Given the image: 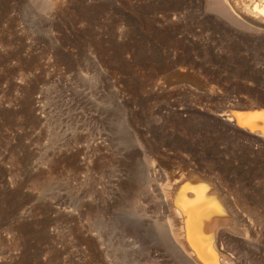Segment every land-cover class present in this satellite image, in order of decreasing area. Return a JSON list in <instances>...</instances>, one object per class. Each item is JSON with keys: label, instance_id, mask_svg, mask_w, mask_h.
Listing matches in <instances>:
<instances>
[{"label": "rangeland", "instance_id": "obj_1", "mask_svg": "<svg viewBox=\"0 0 264 264\" xmlns=\"http://www.w3.org/2000/svg\"><path fill=\"white\" fill-rule=\"evenodd\" d=\"M214 1L0 0V264H120L102 226L127 168L152 162L167 192L192 172L218 182L250 220L226 243L233 264H264V140L214 114L264 108V24L226 0L233 26ZM217 122L256 153L221 152ZM167 212L176 233L168 198Z\"/></svg>", "mask_w": 264, "mask_h": 264}, {"label": "bare ground", "instance_id": "obj_2", "mask_svg": "<svg viewBox=\"0 0 264 264\" xmlns=\"http://www.w3.org/2000/svg\"><path fill=\"white\" fill-rule=\"evenodd\" d=\"M239 4L243 14L264 24V13L260 11V10H264V0H239ZM211 8H212V12L215 11L216 14L218 13L219 15H221V17L226 18V21L229 20L232 23V25L233 23L234 24L236 23L235 20L238 21L237 23H239L240 21L241 17H239L234 12L233 8L228 4L226 0L223 1L215 0ZM235 26L237 25L235 24ZM242 26L241 24L240 26L238 25V27H242ZM250 27L248 29H250ZM235 115L237 116L238 119L237 122L238 127L240 126L241 129L243 130L245 129L249 132H252V134L253 133L261 134L264 140V110L258 109L255 112L250 113L249 115L242 113H237ZM91 120L92 122L94 121L93 117L91 118ZM114 121L115 120H113V122ZM110 131H113V129ZM121 133L123 134L122 131ZM115 134L116 133H114V135ZM129 135L131 136L130 133ZM107 136L108 135L106 134V137ZM129 139L131 138L129 137ZM107 150L110 149L108 148ZM93 151L95 150L93 149ZM92 154L90 157H92ZM112 155L114 156V154ZM89 162L90 164L92 163L91 161ZM136 165L137 164L133 166L131 164V166L127 168L126 171L128 174L127 173L126 174L128 175V180L126 181V183H121V182L118 183V178L121 173L119 165H117V167L114 168L113 171L108 173L109 180L106 182L108 188L111 187V185H113V183L115 184L116 182L118 183L116 184L117 187L121 188L123 193L125 192L124 193L125 195H123L120 198V203L122 204L118 202L112 214L109 212L111 205L109 204L107 205V203L105 204V210L107 211V213L109 212L111 214L110 216L108 215L109 218L107 222L103 223L105 225L102 226V230L99 227L100 228L99 230H101L100 233L101 241L105 246V249H108V251L109 249L111 250L113 248L112 246L113 242L116 245L118 244V246L120 245V248L122 246L123 249L118 251V253L120 254L119 258H122L120 264L122 263L128 264L126 259L127 258L129 259V257L130 258L132 257L133 259H137V261L135 260L137 262L136 264H167V260H168L167 253L172 255L182 264H233L232 256L228 254L227 251L228 247L226 246V243L231 240L232 236L238 234L237 231L239 230L238 225L240 220L241 222H243V224H245L246 222L250 223V220L247 218V215L245 217L244 216L245 214L241 213V210L239 209L241 208L240 204L236 200H232L231 198H229L218 182H215L213 179H209L208 177H205L199 173H193V172L190 173L189 176L182 183H180L174 188L172 187L173 189L167 192V185H168L167 177L165 178L163 177L162 179V175H161L162 170H160L159 167L156 168L153 162L151 163V165H147V164L143 165V163L138 166ZM102 170L99 169V171ZM184 172L181 171L182 174ZM91 175H92L91 177H93L94 174ZM100 176H104L103 173L102 175L100 174ZM94 179L93 181L96 180ZM107 186L105 188H107ZM100 188L102 189V187ZM112 188H115L114 185ZM124 189L126 191H124ZM90 190H91V194L93 195L94 194L93 188H91ZM103 191L102 193H104ZM131 194H133L134 197L138 196L140 198L138 199L139 201L137 200L138 203L135 202L136 203L135 204L133 199L128 200ZM89 195L90 193L88 194V196ZM92 197H94V195ZM100 197L102 198L103 196ZM134 197L132 196V198ZM167 198L172 205V209H173L172 214H174L179 221V226L176 233H174V231L172 232L171 224L167 222V213H168ZM88 200H90V197ZM133 203L135 204L134 206ZM103 205L104 204H102V206ZM93 211L91 212L93 213ZM99 211H101V209ZM92 213L90 214V216L93 215ZM173 220L175 219L172 218V221ZM88 221L90 222V219ZM103 221H99V222H103ZM94 222L92 221V224H94ZM175 227H177V225ZM244 229L246 230V228ZM91 231L94 232V229ZM113 249L116 250L115 247ZM132 258L131 260L129 259V262L132 261ZM124 259L126 260V262Z\"/></svg>", "mask_w": 264, "mask_h": 264}, {"label": "trees", "instance_id": "obj_3", "mask_svg": "<svg viewBox=\"0 0 264 264\" xmlns=\"http://www.w3.org/2000/svg\"><path fill=\"white\" fill-rule=\"evenodd\" d=\"M264 106V104H263ZM217 125L220 124V127L218 128L220 131V136L222 137V141L218 142V148L220 147L221 152H223L224 150L227 151L230 148L231 143L235 142L237 145L239 146H248V148H250V150H252V147L249 146L244 140L243 138H240L238 135H242L241 131L237 130L236 128L232 127L231 125L228 124H224L221 122H217ZM219 126V125H218ZM240 138V140H238ZM251 139H253L252 137H250ZM255 140V139H253ZM226 141H229L230 144H226ZM256 150H252V154H255ZM224 159H220V162H222ZM228 161V160H226ZM231 162V160H229ZM215 181V180H214Z\"/></svg>", "mask_w": 264, "mask_h": 264}, {"label": "water", "instance_id": "obj_4", "mask_svg": "<svg viewBox=\"0 0 264 264\" xmlns=\"http://www.w3.org/2000/svg\"><path fill=\"white\" fill-rule=\"evenodd\" d=\"M258 109L264 110V108H260V107H241V108L221 107V108H216L214 110V114L218 119L222 121H231V124L235 126V124L238 122L237 116L235 114L242 113L249 115L250 113H253Z\"/></svg>", "mask_w": 264, "mask_h": 264}, {"label": "snow or ice", "instance_id": "obj_5", "mask_svg": "<svg viewBox=\"0 0 264 264\" xmlns=\"http://www.w3.org/2000/svg\"><path fill=\"white\" fill-rule=\"evenodd\" d=\"M260 11H262V13H264V10H260Z\"/></svg>", "mask_w": 264, "mask_h": 264}]
</instances>
